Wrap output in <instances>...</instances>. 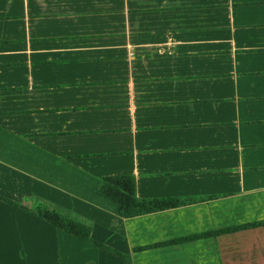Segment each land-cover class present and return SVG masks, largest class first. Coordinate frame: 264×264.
Listing matches in <instances>:
<instances>
[{
    "label": "crops",
    "instance_id": "crops-1",
    "mask_svg": "<svg viewBox=\"0 0 264 264\" xmlns=\"http://www.w3.org/2000/svg\"><path fill=\"white\" fill-rule=\"evenodd\" d=\"M260 220L264 0H0V264H240L264 225L159 244Z\"/></svg>",
    "mask_w": 264,
    "mask_h": 264
},
{
    "label": "trees",
    "instance_id": "trees-1",
    "mask_svg": "<svg viewBox=\"0 0 264 264\" xmlns=\"http://www.w3.org/2000/svg\"><path fill=\"white\" fill-rule=\"evenodd\" d=\"M97 194L114 201L117 205V211L123 217H129L134 215L143 214L153 210L164 208L167 200L159 199H142L136 195L135 178L132 175H116L105 176L101 178V184L97 189ZM13 202V201H11ZM168 203V202H167ZM32 213L41 216L48 222L52 223L58 228H61L68 233L75 236L90 240L91 228L84 222L76 220L72 217L71 212L60 209L57 212H43L39 214L33 209H28ZM260 225H264V220L252 221L244 224L233 225L225 228H220L213 231L196 233L169 241L161 242L159 245L180 243L184 241L194 240L208 235H218L226 232H234L243 230L246 228H253ZM98 245L103 246L98 243ZM144 247H138L136 249H142Z\"/></svg>",
    "mask_w": 264,
    "mask_h": 264
},
{
    "label": "rangeland",
    "instance_id": "rangeland-1",
    "mask_svg": "<svg viewBox=\"0 0 264 264\" xmlns=\"http://www.w3.org/2000/svg\"><path fill=\"white\" fill-rule=\"evenodd\" d=\"M255 250L261 253L252 254L250 256L236 257V261H239L240 264H264V247H262L260 250L259 249H255Z\"/></svg>",
    "mask_w": 264,
    "mask_h": 264
}]
</instances>
